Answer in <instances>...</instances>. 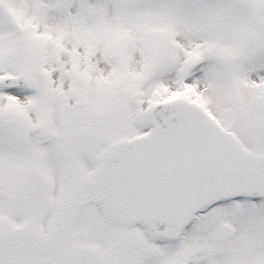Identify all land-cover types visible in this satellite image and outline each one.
<instances>
[{
  "label": "snow or ice",
  "instance_id": "snow-or-ice-1",
  "mask_svg": "<svg viewBox=\"0 0 264 264\" xmlns=\"http://www.w3.org/2000/svg\"><path fill=\"white\" fill-rule=\"evenodd\" d=\"M0 264H264V0H0Z\"/></svg>",
  "mask_w": 264,
  "mask_h": 264
}]
</instances>
